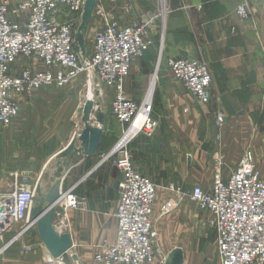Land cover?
Instances as JSON below:
<instances>
[{"label": "crops", "instance_id": "obj_1", "mask_svg": "<svg viewBox=\"0 0 264 264\" xmlns=\"http://www.w3.org/2000/svg\"><path fill=\"white\" fill-rule=\"evenodd\" d=\"M128 3L134 4L130 14L126 13ZM163 3L164 0H120L116 7L108 5L107 13L111 21L128 26L149 12L163 9ZM241 5L250 12L247 20L236 13ZM166 6L169 13L164 36L161 31L151 35L153 46L144 58L133 61L131 76L125 83L126 97L140 100L163 44L167 67L153 79L157 85L153 117L159 127L153 137L138 135L129 148L136 170L157 186L154 220L163 251L181 250L184 264H205L202 254L190 255L183 248L172 247V242L183 239L185 233L171 212L179 203H174V199L192 191L194 186H212L216 156L223 161L221 165L218 162V173L227 179L237 169L242 155L251 151L264 179V0H168ZM79 14L68 15L62 8L55 17L62 22L72 20L77 34L82 19ZM172 58L199 59L209 66L213 76L210 105L197 103L174 79L168 67ZM84 82L80 79L64 89H43L18 98L21 112L9 130L13 137H9L11 151L7 157H0V193L14 191L21 171H26L40 189L33 211L46 207L52 190L61 193L53 228L59 235H70L73 247L68 253L76 257L74 262L95 264L101 244L113 243L117 237L115 215L122 174L113 163L116 157L106 156L127 127L113 118L110 106H100L104 123L94 119L96 110L90 121V125L103 130L96 155L76 152L72 158L62 156L85 126L82 117L86 100L79 88ZM109 90H101L102 96L106 92L112 94L113 90ZM216 112L226 115L222 132L215 124ZM36 116L40 124L26 136V121ZM22 130L21 139L17 133ZM68 192L85 199L87 208L65 209L62 201ZM167 202H172L171 209L164 212ZM14 236V232L8 233L0 243L6 242L8 247L4 253L6 264H43L47 248L36 223H30L18 241L13 242ZM215 259L220 264L217 247Z\"/></svg>", "mask_w": 264, "mask_h": 264}, {"label": "built area", "instance_id": "obj_2", "mask_svg": "<svg viewBox=\"0 0 264 264\" xmlns=\"http://www.w3.org/2000/svg\"><path fill=\"white\" fill-rule=\"evenodd\" d=\"M110 1L115 4L119 0ZM84 6L85 0L0 1V124L5 128L14 124L20 115L19 97L65 88L85 71L97 84L112 89L111 114L127 127L106 156L116 157L113 163L122 174L115 215L117 237L113 243L101 244L94 263L155 264L159 260V264H167L154 220L157 186L136 170L129 148L140 134L153 137L159 122L153 117L152 99L148 96L140 103L128 99L125 83L133 61L153 46L151 35L160 32L161 20L169 10L149 12L128 26L108 21L104 15L105 26L96 32L93 54L84 67L74 50L73 21L55 17L62 8L69 15L81 13ZM236 13L242 20L250 18L246 5L239 6ZM168 67L197 103L211 104L213 76L204 61L172 58ZM216 122L222 132L226 115L216 112ZM218 162L223 163L222 157L216 156L217 171L209 189L196 185L182 195L210 215L220 264H264V179L254 155L246 151L227 179L218 173ZM36 187L22 171L15 179L14 191L0 193V242L11 232L15 233L13 242L18 241L30 226ZM64 196L65 209L87 208L85 199L71 192ZM171 203L165 205L164 212L171 209ZM43 264L65 263L63 258L47 257Z\"/></svg>", "mask_w": 264, "mask_h": 264}, {"label": "rangeland", "instance_id": "obj_3", "mask_svg": "<svg viewBox=\"0 0 264 264\" xmlns=\"http://www.w3.org/2000/svg\"><path fill=\"white\" fill-rule=\"evenodd\" d=\"M94 1L96 2V6H95V9L93 10L92 18L87 22V24L85 25V28H81L83 26V23H84V13H85V9H86V4H87V2H89V0H85L84 9L79 14L82 16L81 23L79 24V28H77V34L75 32V43H74L75 49L74 50L78 53V55L80 57V62L82 64V66H84V67L87 66V63H89V60L93 54L94 43H95L94 38H95L96 32L105 26L104 15H106V17L108 18V21H111L108 17L109 15L107 13L108 5L116 7L120 3V0L115 4L112 3L110 0H94ZM167 2H168V0H164V3H163V4H165L164 5L165 10L167 8V6H166ZM127 6L128 7H127L126 13L130 14L134 8V4L128 3ZM158 10L160 11L161 9H158ZM167 16H164V21L161 20L160 31L162 32L163 36L165 33L164 26H165ZM111 22H116V23L120 24L119 22L114 21V20ZM132 24H134V23H132ZM132 24H129V25H132ZM159 45H160V43L157 45V48H160ZM163 48L164 47L162 44L160 51L158 50L159 54L157 56L155 71L153 72V75L151 77V81H149L150 84L149 83L147 84V87H146L147 89H146L144 95L141 97L140 100L138 99V101H136L137 99L132 98V99H134L133 101L140 103L143 100H145L149 96V92L151 90L154 77L156 75H159V72L161 71V69H163L165 66L167 67V60H166L165 55L163 53ZM148 51H150V49ZM147 52L145 53V55L147 54ZM145 55L141 58H144ZM141 58H139V59H141ZM20 68H22V67H20ZM80 79H82L83 81L85 80V82L82 83V85H80L79 88L83 89V94L85 96L86 101L89 98L90 92H92L91 94L94 96L95 101L98 102L99 107L100 106L103 108H108L109 106L111 107L113 91H111L112 94L110 92H109V94H107V92H106V95L103 97L101 95V93H102L101 90L104 91V89H107V87H104L103 85L97 84L94 81L93 77H91L89 71L83 72L74 81L80 80ZM69 86H67V87H69ZM53 88L60 89V88H56V87H53ZM47 89H50V88H47ZM61 89H64V88H61ZM109 89L110 88H108V91H110ZM156 90H157V85L154 86V92H153V97H152L153 107H154V98L156 96ZM99 92H100V94H99ZM26 96H28V95H26ZM132 99H130V100H132ZM19 103H20V101H19ZM20 112H21V104H20ZM26 123L27 124L24 127V131L26 130V136H28L30 134V131L32 133L34 131H36L35 127L39 126L40 119H37V116H36L35 119L30 118L28 121H26ZM215 124H216V127L218 129L217 122H216V115H215ZM225 126H226V124H225ZM11 127L5 128L0 124V157L1 158L7 157L11 151V145H10L11 143H9V141H10L9 137L13 138L11 135L12 132L9 131L12 129ZM32 129H33V131H32ZM224 129H225V127H224ZM24 131L22 130L19 133H17L21 139L24 136ZM212 185H213V182H212ZM171 201L173 202V200H171ZM177 201L179 202L178 206L176 207L175 210H173L171 212V214H173L176 217V219H178V221L181 223V230L183 233H185V235L183 236V239H180L178 241H173L172 247L175 246V247L183 248L184 252L190 253V255H195L194 253H200L205 257V264H216V259H215L216 233H215L214 227L211 225L210 215L207 212L199 209V207L194 202H192L189 197H186L184 195H182V197H181V195H180L179 199H174V203ZM5 244H6V242L4 243V245L0 244V247L2 248L0 250V264H6V254H4L5 251L3 253H1L4 250V248L6 247ZM46 252H47L46 258L52 257L47 249H46ZM71 254L72 253H68L65 257H61V258H63L65 264H77L76 262H74V259L72 258ZM170 254L171 253H169V252L164 253V255H166L168 257ZM78 264H80V263H78Z\"/></svg>", "mask_w": 264, "mask_h": 264}, {"label": "water", "instance_id": "obj_4", "mask_svg": "<svg viewBox=\"0 0 264 264\" xmlns=\"http://www.w3.org/2000/svg\"><path fill=\"white\" fill-rule=\"evenodd\" d=\"M95 6L96 2L94 0H89V2H87L84 13V23L81 28H85L87 22L92 18ZM95 110L96 113L94 114V119H96L99 124H103L105 115L99 111V104L95 101L94 96L90 94L83 110L82 122L85 125L84 129L79 136L72 140L69 147L62 153V156L72 158L73 154L76 152L84 153L89 157L96 155L102 141L103 130L99 127L90 125L92 114ZM78 144H80L79 148L77 147ZM39 193L40 189L37 185L36 196L39 195ZM61 196V193H57L55 190H52L47 195L46 207H39L35 211L32 210L30 217V223H36L38 226L43 244L53 258L65 257V255L73 247L69 234L59 235L53 228L55 206ZM73 259H76V257H73ZM167 264H184L182 251L177 250L172 252L168 257Z\"/></svg>", "mask_w": 264, "mask_h": 264}, {"label": "bare ground", "instance_id": "obj_5", "mask_svg": "<svg viewBox=\"0 0 264 264\" xmlns=\"http://www.w3.org/2000/svg\"><path fill=\"white\" fill-rule=\"evenodd\" d=\"M154 83L152 84V87H151V90H150V92H149V97H148V99H151V96H152V93H153V89H154ZM92 92H90V94H91ZM49 255V254H48Z\"/></svg>", "mask_w": 264, "mask_h": 264}]
</instances>
